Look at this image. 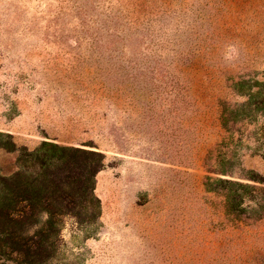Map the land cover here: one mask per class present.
Masks as SVG:
<instances>
[{
  "label": "rangeland",
  "instance_id": "1",
  "mask_svg": "<svg viewBox=\"0 0 264 264\" xmlns=\"http://www.w3.org/2000/svg\"><path fill=\"white\" fill-rule=\"evenodd\" d=\"M44 142L104 165L0 264H264V0H0V172Z\"/></svg>",
  "mask_w": 264,
  "mask_h": 264
},
{
  "label": "trees",
  "instance_id": "2",
  "mask_svg": "<svg viewBox=\"0 0 264 264\" xmlns=\"http://www.w3.org/2000/svg\"><path fill=\"white\" fill-rule=\"evenodd\" d=\"M3 149L9 153L15 151L7 146H3ZM103 157L102 153L98 151L44 142L36 150L27 151L25 155L22 154V159L29 162L26 171H24L28 177L20 180L17 178V174H13L9 169L1 170L0 251L3 249L6 251V248H9L11 253L27 258L29 263L45 261L52 253L51 247L54 243L52 228L56 224L53 207L52 210H49L48 206L55 203L62 204L66 201L67 195L71 197L85 196V192H80L81 189L77 185H73L76 178L79 180L82 177L80 166L88 170L89 184L87 183L85 188L92 190L94 185L90 179H94V175L103 167ZM63 164L65 167L61 169L60 166ZM66 167L67 169L70 167L72 171L77 168L78 175L60 174ZM67 188L74 189V192L64 194V190ZM45 202L48 206L43 209L48 218L42 229L30 232L31 228L29 227L31 226H27L28 224L24 221L27 218L25 213L27 214L28 209L36 212L35 208Z\"/></svg>",
  "mask_w": 264,
  "mask_h": 264
}]
</instances>
